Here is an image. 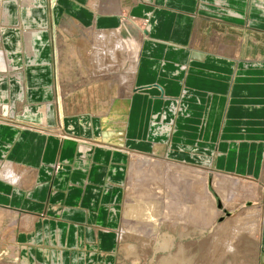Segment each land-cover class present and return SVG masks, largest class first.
Here are the masks:
<instances>
[{"label": "crops", "instance_id": "1", "mask_svg": "<svg viewBox=\"0 0 264 264\" xmlns=\"http://www.w3.org/2000/svg\"><path fill=\"white\" fill-rule=\"evenodd\" d=\"M145 22H152L149 31ZM130 23L141 32L130 85L135 94L115 95L99 118L100 112L69 114L63 106L61 118L53 32L92 26L120 33ZM9 54L12 63H5ZM40 90L46 91L34 94ZM118 101L124 117L113 115ZM19 102L31 118L37 106L51 104L44 123L69 134L57 129L61 137L90 140L111 132L108 138L120 135L122 146L100 149L72 136L0 124V162L21 176L18 184L0 179V214L12 229L10 264H117L129 154L157 155L154 143L165 146L167 160L264 189V0H0V107ZM155 114L171 125L157 116L150 124ZM116 118L119 133L108 129ZM262 208L259 264L264 202Z\"/></svg>", "mask_w": 264, "mask_h": 264}, {"label": "rangeland", "instance_id": "2", "mask_svg": "<svg viewBox=\"0 0 264 264\" xmlns=\"http://www.w3.org/2000/svg\"><path fill=\"white\" fill-rule=\"evenodd\" d=\"M85 28L86 27L84 26L81 28L82 30H76L74 28L65 27V30L67 31V33L63 32L62 29H58L56 33L53 32V37H55V41L53 42V46H54L53 67H54L55 83H56L54 95L58 99L59 97L58 96L59 94H57L58 89H59V92L60 90H62V93L60 92V95L62 94L61 97L63 98L61 107L63 106V108L69 114L75 113L78 111L80 112L87 111V112H93L96 114L100 112L98 115H96L99 118V117H102L105 111L108 109V108L107 109L105 108L106 107L105 105L107 104V102L110 101V99L117 94H119V97H120V86L118 85L117 81L115 82L113 81L112 83H108L107 81L103 83L102 81H100L101 83L100 82L96 83L92 81L90 77V75L92 74L91 64L88 59V57L90 56L89 53L91 52V36L88 35V32L84 31ZM68 31L71 33H68ZM118 34L121 35L124 42L126 43L127 49L129 51L128 53L129 59L133 61V59H136L138 56L137 48L139 47L140 40H141L140 26L135 27L131 23L127 24V26L121 29L120 33ZM24 35L26 36L25 42L27 44L31 43L32 40L31 38L28 37L30 33L26 32L24 33ZM10 56H11L10 54L6 55V58H5V56L3 55L4 58L2 57V59L5 61V63L8 61L11 62ZM7 58H9L10 60L9 59L7 60ZM19 60L21 61L20 56H19ZM125 66L126 65L121 66V68L118 71L119 74L121 75L125 74L123 73V71H126L125 70L126 68H124ZM7 67L9 68L10 66L4 65V64L2 65V68L4 69ZM56 70L58 71L57 75H56ZM45 91L40 90V91L35 92L34 94L36 95L44 94ZM20 93H21V87H19V90H18V94ZM54 103L55 101L53 102V104ZM45 105L52 106L49 103ZM45 105L37 106L35 108V112L37 111L38 112L37 114H35L34 117L31 118L29 114H27V112L30 110L26 109V106H24L23 102H19L16 105L12 103L10 106H7L5 103L3 106L0 107L2 108V111L0 112L1 113L0 114V124H8L10 126H13L14 128L19 127L24 130L26 129V130L36 131L37 133H44L46 135H49L52 138L54 137H58L60 139L70 138L71 136L61 137L59 133L57 132L59 130L57 127H50L44 123V119H43L45 118L44 112H46ZM111 105L114 107L115 103H112ZM174 110H175L174 112H176L174 114L180 115L181 113L180 108H178L179 110L178 111L176 107H174ZM60 111H61V108H60ZM181 111H185V108H182ZM40 113H42V116H43L41 118L39 117ZM168 113L171 115L170 111ZM114 114H115V110L113 109V115ZM61 115H62V111H61ZM63 117H66V116L62 115V118ZM24 118H28L29 120L39 121V125L36 126L33 124L22 123V119ZM152 118H151L150 124L153 122L154 119L157 118L156 114L152 116ZM158 120L160 121L161 119H158ZM97 121L101 122L104 120L99 119ZM108 121L110 122L108 129L109 130L111 129L113 133H119L120 132V130L118 129L119 127L116 129L114 127H116L115 125H118L120 120L116 118V120H108ZM161 121L162 122L165 121V123H168V124L170 123L171 125V121L169 122L168 120L166 121L165 119ZM12 122L14 124H12ZM105 131H107L106 128L103 132ZM63 133L69 135L68 133H65V132ZM151 136H153L152 133H151ZM103 137L104 136L102 133L96 138H93L90 140H86L85 138L82 141L83 142L88 141L86 143H89V145H92L93 147L100 148V149H103V148L111 149L117 146L111 142L109 143L108 140L103 141ZM76 141H79V140H76ZM89 148H92V147H89ZM86 150H87L86 152L87 154L89 149H86ZM141 153L143 154L141 156H145L149 158V161L145 167H140L139 165H134V164L131 167V165L129 164L130 163L129 158H127L128 163H127V169L125 173V175L127 176V179H126V182H124V188H123L125 198L123 200V213H122V216L125 219L124 223L127 226L126 228L124 226L122 227L128 230V227L130 225L133 229L136 228V230L135 232H127V233L125 232L127 235H125L124 241L123 240L120 241V247L118 248L119 261L117 264H157L160 259L162 258L167 259L169 255H174L177 249H179V247H185L186 245L193 246V248H191L193 249V252H192L193 254L190 256L192 258L190 264H224V263L225 264H258V261L260 262V260L263 259L262 257L261 259L259 258L261 254H259L260 251H259L258 243L254 240L253 237L249 235H244V238L236 243V247H237L236 253L237 254L235 255V257L232 255H226L225 253H223L224 251L223 242L227 240V237L230 231L229 229L225 230L222 234L219 235L220 237L218 239L219 242H217V245L214 249L216 252H214L212 255L207 254L208 250L211 249L209 248L210 245H209L208 239L211 237V235L213 234V231L220 224L226 222V223H231L230 225L233 226L235 222H239V218H240L246 221L245 227H250L251 220H252L250 216L252 215V213H254L253 211L260 209V207L262 206L264 202V197H260L259 199H256V201H254V204H251L252 201L248 199L247 201H245V204H240L239 206L238 204H236L235 209L233 211H229L228 207H225L226 208L225 209L223 207L222 197L219 196V193H218V191L221 188L217 187L214 180L215 181L218 180V182L223 181V183H226V182L228 183L229 181V185L232 184L234 188H237V185L235 182H239V181L232 179L233 181L230 182V180H228L227 178L228 175H223V176L215 178L213 171L211 170H205L206 171L205 175L208 178L209 183H211L208 189L213 194L214 198L217 200L216 201L217 204L215 205V208H217L218 210L221 208L219 211L223 212V214H221L222 216L219 215L214 225L212 224V220H211L210 224L212 225H210L207 229H205L203 231V234H199V232H196L197 234H195V231H194L195 229H192L193 230L192 233L190 232L191 234L185 238L181 237L179 235L180 234L179 231L177 230L175 231L171 229L164 230L165 228H162L163 230H161V232L159 231L158 234L159 235H161L162 233L165 234L167 240H168V237H170V242H171L170 247H168V249H165V250H161V249L155 250L153 248L151 249V247H153L152 243L150 242V240L148 239L146 240V238L149 236L147 235L149 231L144 232L141 230L143 225L140 223L136 224V218H134V216L129 215V210H128V215L126 216L124 215V212L129 207H132V209L136 208L134 205L137 204L138 202L137 199H140L139 198L140 195L138 193V190H139L138 186L141 182L138 180H140L139 177L140 175L143 174V171H147V173L149 174L152 172H155L156 162L161 164L164 161V163L166 162L165 164L169 165L168 169L170 172L180 173V172H183V170L179 171L177 170L179 169L177 167L183 166L185 164H179V163H176L170 160H166L162 158L161 155L160 156L150 155V153L148 152L143 153V151H141L140 153L138 152V154H141ZM86 154L84 155L81 154L79 157L84 159L85 156L89 155V154L87 155ZM133 154L135 153L133 152L132 154H129V155H133ZM184 167H193V166L186 165ZM59 168H60L59 164L52 166L53 170H57ZM230 177H236V176H230ZM236 178H239V177H236ZM240 179H243L246 182L250 181L252 183H255V185H258L259 187H261L258 183L252 180H248L244 178H240ZM235 217H236V221L231 222L230 220ZM8 221L9 220L7 219V216H2L0 214V243L4 242L3 243L4 246L0 247V264H10L11 263L10 258L12 257L11 256L12 247L10 243L12 242L11 240L12 229L10 228L11 225L8 224ZM194 226L195 224L193 225V227ZM124 228H121V231L124 230ZM7 233L9 234L7 235ZM150 233H152V231ZM205 247L207 248L205 249ZM229 256H231L230 259H229Z\"/></svg>", "mask_w": 264, "mask_h": 264}, {"label": "bare ground", "instance_id": "3", "mask_svg": "<svg viewBox=\"0 0 264 264\" xmlns=\"http://www.w3.org/2000/svg\"><path fill=\"white\" fill-rule=\"evenodd\" d=\"M141 22L143 23V21ZM150 23L152 22L144 23V25L147 26L148 31L150 29ZM84 31L88 32V35L91 36V52L89 53L90 56L88 57V59L91 64L92 74L90 75V77L92 81L96 83L100 81H102V83L105 81H107L108 83L117 81L118 85L120 86V98L122 99L123 98L126 99L129 97L131 98V96L135 94L133 93L134 90L131 88L130 85L131 83L134 84L133 81H136L134 79L137 69L136 68L137 60L132 61L129 59L127 46L121 35L118 34L119 32H116L115 29H110L108 32L98 31L95 27L92 26L85 28ZM68 33L71 32L68 31ZM124 65H126L124 67L126 68L125 69L126 71H123V73L125 74L121 75L119 74L118 71L121 68V66ZM60 92L62 93V90H60ZM60 92L58 89L57 94H59L58 95L59 97L58 99H56V104L61 108V103L63 98L61 97L62 94L60 95ZM123 105H124L123 101H118L115 103L113 107V109L115 110L114 115L117 116L121 115L124 117L125 106ZM156 116L158 117V119H160L159 115ZM123 117H121L120 120H123L124 119ZM155 121L156 120H153L152 122L153 125L155 124L154 123ZM83 122L84 120H82V123ZM120 123H121L120 127L124 126L122 121ZM155 127L156 126H153L152 128L153 138H154V134L158 132L155 131ZM59 131L63 133L62 129H60ZM63 135H67V134L63 133ZM103 136H104L103 141L108 140L109 142V140L110 141L113 140L111 141V143L118 145V147L115 146V148L116 147L119 148L122 146L120 145V143L122 142V139L120 140L119 138L120 135H118V137L116 138L114 137L115 139L108 138L109 136H111L108 133L107 134L105 133V135ZM74 138L80 141L83 140V138L80 137H74ZM84 142H88V141H84ZM83 147H84L83 145H80L81 149H84ZM152 147L154 154L157 153V155L159 156L161 155L162 158L166 159V157L164 156L165 146L162 147L153 143ZM137 154L138 153L129 155V162H130L129 164L131 165V167L133 166V164L139 165L140 167H145L149 161V158L145 156H141L143 154H138V155ZM165 163L164 161L161 164L156 162L155 172L149 174L147 173V171H143V174L140 175V177L138 176L140 178V180L138 181L141 182L138 186L139 188L138 193L140 195L139 197L140 199H137L138 202L136 205H134L136 208L132 209V207H129L124 212V215L126 216L128 215V210H129V215L134 216V218H136V224L140 223L143 225L141 230L144 232L149 231L147 233V235H149L148 236L149 238L147 237L146 240L147 239L150 240L153 246L151 247V249L153 248L155 250L168 249V247H170L171 244L170 237H168L167 240L165 234L163 233L161 235L158 234L159 231L161 232V230H163L162 228H165L164 230L166 229H171L174 231L177 230L180 233L179 235L184 238L188 237L192 233L193 231L192 229H195L194 230L195 234H197L196 232H199V234H203V231L207 229L210 225L212 224L214 225L219 215L223 214V212L219 211L221 208L219 210L215 208V205L217 204L216 203L217 200L214 198L213 194L208 189L211 183H209V180L205 175L206 169L198 168V167H184L186 165H183L180 167L178 166L177 168L179 169L177 170L179 171L183 170L184 173L183 172L174 173L169 171L168 169L169 165ZM4 164H5L4 166H2L1 164L2 168L0 169V179L2 180L4 179L11 184L20 183V178H21L20 174L14 170V168L9 162L6 161ZM213 174L215 178L223 176L220 172L218 173L216 171H214ZM227 178L228 180H230V182L233 181L232 179L239 181V182H235L237 188H234L232 184L229 185V181L228 183L227 182L223 183V181L218 182V180L217 181L214 180V182L216 183L217 187L221 188L218 191V193L219 196L222 197L223 207L224 208L228 207L229 211H233L235 209L236 204H238V206L240 204H245V201H247L248 199L252 201L251 204H254V201H256V199H259L260 197H264V191H263L264 189H262L258 185H255V183H252L250 181L246 182L243 179L230 177L229 175L227 176ZM126 179L127 176L125 178V182ZM262 210L263 208L261 206L260 209L253 211L254 213H252V215L250 214L251 215L250 218L252 219L250 227H245L246 221L244 219L242 220L239 218V222H235L236 217L230 220L231 222H235L233 226L230 225L231 223H226V222L220 224L213 231V234L208 239L210 245L209 248L211 249L208 250L207 254L212 255L214 252H216L214 249L217 245V242H219L218 240L220 238L219 235L228 229L230 230L229 235L227 237V240L223 242V247H224L223 253H225L226 255H232L235 257V255L237 254L236 243L242 240L244 238V235H249L253 237L254 240L258 243L262 229V212H263ZM211 220H212V224H210ZM124 221L125 219L123 217L122 226L126 228L127 225L124 223ZM194 224H195L194 226L195 228L193 227ZM125 228L120 232L121 235L119 236V239L121 241L122 240L124 241L127 232H135L136 230V228L133 229L130 225L128 227V230ZM151 231L152 233H150ZM191 248H193L192 245L179 247V249H177L174 255H169L167 259L165 258L160 259L157 264H190L192 259L190 256L193 254L192 253L193 249ZM206 248L207 247H205V249ZM230 258L231 256H229V259Z\"/></svg>", "mask_w": 264, "mask_h": 264}]
</instances>
